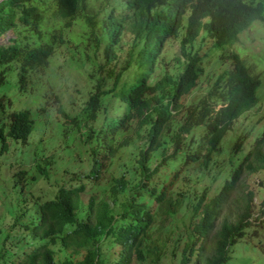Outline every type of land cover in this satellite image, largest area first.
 Instances as JSON below:
<instances>
[{
	"label": "trees",
	"instance_id": "trees-1",
	"mask_svg": "<svg viewBox=\"0 0 264 264\" xmlns=\"http://www.w3.org/2000/svg\"><path fill=\"white\" fill-rule=\"evenodd\" d=\"M114 1L116 4L109 8L107 4L102 6L105 9L101 47L103 63L99 69L104 70V74L98 76L92 84L84 106V117L85 121L94 120L101 97L112 91L124 102L126 109L122 116L112 117L105 126L98 129L88 125V133L83 141L88 143L91 165L90 172L83 174V179L79 177L67 185H59L50 197L35 204L19 202L18 211L8 213L11 215L10 222L0 225V264L157 262L165 249L162 240L164 234L157 232L158 229L165 227L173 215L184 208L181 206L182 197H191V194L184 195L178 191L179 196L172 198L170 187L189 161L197 159L199 155L203 164L209 161L232 119L256 100L254 88L258 79L249 73L248 66L232 50L227 54L230 58L228 66L217 73L207 94L200 99L199 110L193 111L194 106L185 107L186 103L181 98L192 89L202 72L201 60L205 52L198 51L201 48L199 45L193 48L195 38L202 33L211 37L216 46L230 43L250 21L264 18L260 1ZM84 8V0H54L53 13L64 18V21L56 30L50 28L43 33L45 39L49 37V41L36 43L34 38L28 41L31 47L17 59L18 88L24 89L29 72L46 63V57L53 49L52 42L70 19L82 17L88 25H95V20ZM16 15L28 26V33L39 35L41 14L36 5L24 3L23 0H0V33L13 25ZM183 17L185 20L181 21ZM180 28L182 33L178 35V44L182 58L176 54L169 57L175 70L165 66L162 75L149 83L147 79L165 38L177 35ZM124 33L130 36L125 51L129 58L136 55L137 66L128 82L118 86L123 70L131 62L126 58L117 70L113 61L116 53L123 48ZM19 49L16 44L0 45V64L4 65L0 68V85L5 79V64L18 57ZM111 76V85L104 87V82ZM55 109L68 117L60 104H56ZM185 109L178 130L170 138L172 149L164 153L163 129H166L165 125L174 113H181ZM133 116L138 123L147 124L146 141L137 148L135 163L128 177L120 172L111 178L112 183L106 186L109 190L108 200L104 196L89 194L82 202L81 192L90 187L86 184L96 179L99 172L110 163L109 160L124 149L122 141H116L114 134L124 129ZM69 119L73 120V116ZM194 127L202 130L201 139L194 151H186L181 157L178 151L181 150L182 133H188ZM31 129L32 120L26 109L11 110L7 124H0V147L5 148L6 136L24 141ZM263 135L264 131L252 141L251 148L243 154L213 196L205 198V188L198 196L194 195L195 200L190 203V215L186 222L190 229L173 238L179 240L183 237L178 264H189L191 260L193 264L224 262L229 257L231 244L244 233V228L251 220L254 223L256 216H252V191L247 190L241 197L242 202L233 219L223 217L214 229L216 217L230 197L242 169L256 170L264 164ZM157 151L163 154L152 162V156ZM176 158L178 161H175ZM164 163L166 167L169 165L170 175L162 180L158 174ZM37 168L45 173L42 167ZM25 171V168L16 170V178H21ZM135 174L138 175L136 182L128 186ZM158 181H162L160 186ZM119 194H123L124 198L118 202L117 209L112 211L110 202L114 203ZM37 195L33 196L34 199H37ZM260 205H263L259 209L262 214L264 198ZM26 211L31 215L28 219L22 218ZM211 230L212 239L205 248V238ZM172 233L173 230L169 231L168 241ZM112 245L115 246L113 255L106 256L107 248Z\"/></svg>",
	"mask_w": 264,
	"mask_h": 264
},
{
	"label": "rangeland",
	"instance_id": "rangeland-1",
	"mask_svg": "<svg viewBox=\"0 0 264 264\" xmlns=\"http://www.w3.org/2000/svg\"><path fill=\"white\" fill-rule=\"evenodd\" d=\"M25 1L39 8L42 16L41 33L62 24L63 20L51 12L54 0ZM104 4H107L109 8L116 2L114 0H84V9L95 20V25H88L82 17L70 19L62 31L63 41L55 44L53 52L48 56L44 65L29 72L24 89H19L16 84L18 60L13 59L5 64L6 76L3 84L0 85V124H7L11 110L26 109L32 120V129L24 141L6 136L5 148L0 147L1 226L10 222L9 216L11 215L8 213L13 214L18 211L19 202L35 204L43 198L50 197L59 185H67L79 177L83 179L85 177L83 174L90 172L91 165L88 143L83 141L89 126L95 129L105 126L112 117L122 116L126 109L124 102L112 91L101 97L100 108L94 120L85 121L84 117V106L92 84L98 76L104 74V70L99 69L103 63L101 47L104 40L102 30L105 11L102 6ZM262 13L264 16V6ZM14 20L15 25L0 35V43H6L7 38L11 36L18 39L29 38V35H22L27 32L24 31L25 24L17 16ZM183 20L184 18L181 19ZM180 33H182V28L179 29L177 35H171L165 39L147 79L149 83L162 75L165 66L175 70L174 63L169 60V57L176 54L182 58L178 44ZM42 39L43 37H35V42L38 43ZM123 39V48H120L113 60L117 70L120 69L124 60L129 58L125 50L126 41L130 39V36L124 33ZM198 45L201 47L198 51L205 52L201 60L202 72L193 88L181 98L186 103L185 107L194 106L193 111L199 110L200 99L210 88L217 73L226 66L225 55L231 50H236L253 72L260 76L261 82L257 90L261 84L263 85L259 88V101L232 122L230 129L223 134L218 149L213 151L211 159L206 164L201 162V157L189 161L170 187L172 198L179 196L178 191L184 195L191 194V197H182L181 206L184 208L176 212L171 222H167L165 227L158 229L157 232L164 234L162 240L165 242V249L157 262L153 264H178L183 237L179 240H173V238L179 234L180 236L185 234L190 229L189 225L186 226V222L190 215V203L195 200L194 195L198 196L205 188V198L213 196L223 180L229 177L232 169L240 161L242 153L250 148L253 138L264 128V22L253 20L247 27L240 30L235 39L225 47L223 46L226 44L220 45L221 47L214 45L212 38L202 33L193 41V48ZM135 58L136 55L130 56L131 62L123 70L117 82L118 86L122 82H128L132 77V71L137 66ZM3 66L1 63L0 68ZM111 79L112 76L104 82V87L111 85ZM56 104L62 106L68 117L56 111ZM186 110L174 113L166 123V129H163L164 153L171 151V135L178 130L177 126L181 123ZM70 116H73V120L69 119ZM146 126V123H138L133 116L127 121L124 129L114 134L116 141H122L124 149L109 160L110 163L99 172L96 179L86 184L90 187L81 192L82 202L89 194L104 196L108 200L109 190L106 186L112 183L111 178L120 172L128 177L135 163L137 148L143 146L146 141ZM201 134L202 130L198 127L191 128L188 133L183 132L181 150L179 149L178 154L182 157L186 151H194L201 139ZM237 136L242 137V141L238 148L234 149L232 144ZM262 148L264 149V141ZM162 154L157 151L152 156V162L157 161ZM240 156L241 158L237 161ZM175 161L178 159L176 158ZM251 164L254 162L251 161ZM37 166L42 167L45 173L41 172ZM168 166L166 167L164 163V167L159 170V179L165 180L164 178L170 175ZM22 168L26 171L21 178H16L14 172ZM137 178L138 175L135 174L128 182V186L136 182ZM161 183L162 181H158V186ZM247 190L252 191L254 213L259 210L260 202L264 198V164L256 170L242 169L230 197L222 205L216 217L214 229L223 217L233 219L242 202L241 197ZM35 194H38L37 199L33 197ZM123 198L124 195L119 194L114 203L110 202L112 211L117 209L118 202ZM24 214L26 215L22 218L28 219L31 216L29 211ZM251 222L244 228V233L229 247V257L220 264H264V220L257 223ZM171 230L173 233L171 240L168 241V233ZM212 232L213 230L205 238V248L211 242ZM114 248V245L107 248L106 256H112ZM193 262L191 260L189 264ZM135 264L145 263L138 261Z\"/></svg>",
	"mask_w": 264,
	"mask_h": 264
},
{
	"label": "clouds",
	"instance_id": "clouds-1",
	"mask_svg": "<svg viewBox=\"0 0 264 264\" xmlns=\"http://www.w3.org/2000/svg\"><path fill=\"white\" fill-rule=\"evenodd\" d=\"M256 1H260V2H262V7L264 6V0H252V2H256ZM23 2L24 3H28L27 1H25V0H23ZM28 4H33V3H28ZM33 5H35V4H33ZM54 6V5H53ZM38 8V7H37ZM38 10H39V8H38ZM263 11V10H262ZM39 12H40V10H39ZM51 12H52V14H54L53 13V8H52V10H51ZM41 14V13H40ZM55 15V14H54ZM17 16V15H16ZM15 16V17H16ZM55 16H57V15H55ZM14 17V18H15ZM58 18H61V17H59V16H57ZM18 18V17H17ZM91 18H92V16H91ZM184 18V20H185V17H183ZM63 21H64V18H61ZM73 19V18H72ZM84 19V18H83ZM41 20H42V16H41V19H40V21H39V25H38V29H39V35H36L34 32L32 33V32H29L28 33V30H26L27 29V25H25V30L24 31H27L25 34H26V36L27 35H29V38H25V39H18L17 37H15V36H11V37H9V38H7V42L6 43H0V45H2L3 47L4 46H7V45H12V44H16V45H18L19 47H20V49L17 51V56L18 57H16V58H13V59H20V57L22 56V54L24 53V51L27 49V48H29V47H31L30 45H29V43H28V41H31V39L32 38H34L35 39V37H43V39L41 40V41H39V42H43V41H49V37L47 38V39H45L44 38V36H43V33H41V31H40V25H41ZM254 20H262L263 22H264V18L263 19H254ZM253 21V20H252ZM252 21H250L245 27H247ZM23 23V22H22ZM24 24V23H23ZM15 25V20H14V23H13V25H11L10 27H12V26H14ZM61 25V24H60ZM59 25V26H60ZM9 27V28H10ZM58 26H55V27H53L52 28V31H54V30H56V28H57ZM66 27V26H65ZM65 27H63V29L65 28ZM245 27H243V28H245ZM9 28H7L5 31H3V32H1L0 33V35L1 34H3L4 32H6ZM242 28V29H243ZM63 29L61 30V32H60V34L58 35V37H56L55 39H54V41L52 42V44H53V49H52V51H51V53L53 52V50H54V46H55V44L57 43V42H62L63 41V37H62V31H63ZM241 29V30H242ZM239 32V31H238ZM35 34V35H34ZM23 35V34H22ZM32 35H34V36H32ZM237 35V34H236ZM31 36V37H30ZM50 36V35H49ZM168 37V36H167ZM166 37V38H167ZM165 38V39H166ZM165 41V40H164ZM163 45H164V43H163ZM228 45V43L226 44V45H224V47L225 46H227ZM163 47V46H162ZM223 48V47H222ZM162 49V48H161ZM232 51H235L236 52V50H232ZM161 52V51H160ZM51 53L49 54V55H51ZM227 54L228 53H226V55H225V60H226V62H227V64H226V66H228V59L230 60V58H229V56H227ZM236 54L238 55V57L241 59V60H243L244 61V59L236 52ZM48 55V56H49ZM48 56L46 57V61H47V59H48ZM244 63H245V61H244ZM246 64V63H245ZM44 65V64H43ZM247 66H248V64H246ZM248 71H249V73L250 74H253V75H255L256 77H257V79H258V81H257V84H256V86H255V88H254V97H256V100H255V102L251 105V106H249L248 108H246V109H244L243 111H241L236 117H234L233 119H232V121H231V123H230V127H231V124H232V122L238 117V116H240L241 114H243L245 111H247L248 109H250L252 106H255L256 105V103L259 101V88H261L262 87V85L263 84H261L260 85V87L258 88V90H257V86L259 85V83L261 82V80H260V76L257 74V73H255V72H253V70L248 66ZM5 76H6V73H5ZM214 80V79H213ZM5 82H6V80H5ZM4 82V83H5ZM212 84V83H211ZM18 87V86H17ZM193 88V87H192ZM20 89V88H19ZM207 94V91L205 92V94L203 95V96H205ZM202 96V97H203ZM14 110V109H13ZM16 110V109H15ZM230 127L227 129V130H229L230 129ZM264 131V128L253 138V140L256 138V137H258V136H260L261 134H262V132ZM225 133V132H224ZM223 136V135H222ZM264 136V135H263ZM223 137H221V139H222ZM220 139V140H221ZM252 140V141H253ZM240 141H242V137H240V136H237L236 137V139H235V141L233 142V144H232V148H234V149H237L238 148V145H240ZM263 141H264V137H263ZM220 142V141H219ZM236 142H238V144L237 145H235V143ZM263 144V143H262ZM218 146H219V143H218ZM218 146H217V149H218ZM251 146H252V142H251V144H250V148H251ZM250 148H248V149H250ZM216 149V150H217ZM247 149V150H248ZM215 150V151H216ZM247 150H245L243 153H242V155L247 151ZM213 153V152H212ZM212 153H211V155H212ZM241 155V156H242ZM241 156L237 159V161L241 158ZM199 157H201V155H199ZM199 157L197 158V159H199ZM197 159H195V160H197ZM211 159V158H210ZM209 159V160H210ZM236 161V162H237ZM201 162H202V160H201ZM203 163V162H202ZM235 164V163H234ZM263 207V205H261L260 206V208H262ZM259 208V209H260ZM252 216H256L255 218H254V223H257V222H259V221H263L264 220V213H259V210H257L256 212H252ZM249 219L251 220V217H249ZM252 221V220H251Z\"/></svg>",
	"mask_w": 264,
	"mask_h": 264
}]
</instances>
